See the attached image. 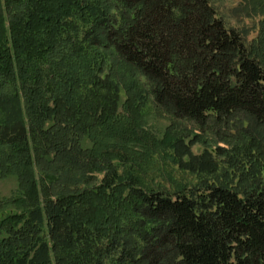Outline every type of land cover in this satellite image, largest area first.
Segmentation results:
<instances>
[{
    "label": "trees",
    "instance_id": "trees-1",
    "mask_svg": "<svg viewBox=\"0 0 264 264\" xmlns=\"http://www.w3.org/2000/svg\"><path fill=\"white\" fill-rule=\"evenodd\" d=\"M215 2L0 0V264H264V0Z\"/></svg>",
    "mask_w": 264,
    "mask_h": 264
},
{
    "label": "rangeland",
    "instance_id": "rangeland-1",
    "mask_svg": "<svg viewBox=\"0 0 264 264\" xmlns=\"http://www.w3.org/2000/svg\"><path fill=\"white\" fill-rule=\"evenodd\" d=\"M216 2L215 7L218 10L219 15L224 19L226 25L229 28H235L239 30H247L252 29L253 27L258 28L259 19H247V13L244 12V10H241L242 12L246 14H242L241 12L236 11V9L239 7L241 0H215ZM256 37V33H252L250 36V39H254ZM115 66L117 69L121 68L117 61L114 60ZM115 79H117V82L121 87H126L132 83V80H129L126 73H117L115 75ZM127 91V87H126ZM126 100V94L122 93V102H125ZM148 110L144 117V124L145 128L152 134H155L156 138L158 139H164L166 137H169L170 139H167L168 142L172 141L173 137L178 136L180 134L181 136H192L198 134L200 137H202L203 140H206L207 145L211 146L213 150H215L217 147L221 148H227L228 144L224 141H217L214 138V129L212 130V127L210 126L209 130L207 131L206 135L200 134V132L197 131V126L193 123L187 122V121H174L170 115L164 113L162 110H159L155 107L154 104L149 103L148 104ZM172 125L174 127H172ZM222 131H225V133H229L230 129L222 128ZM189 140H186V143H188ZM192 152L195 155H201L204 152V145L202 143L196 144L192 147ZM188 174L183 173H177V178H186L189 179L188 181H195V179H192L191 176H187ZM165 183L168 185L167 179H160L159 182ZM190 183V182H189ZM19 184L17 181V178L10 177L7 179H0V196L3 198H11L18 194Z\"/></svg>",
    "mask_w": 264,
    "mask_h": 264
}]
</instances>
